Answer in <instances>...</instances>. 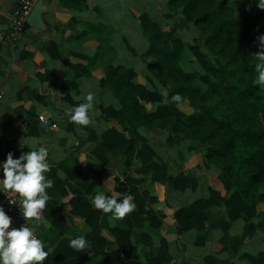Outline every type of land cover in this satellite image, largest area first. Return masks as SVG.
<instances>
[{
	"label": "trees",
	"instance_id": "trees-1",
	"mask_svg": "<svg viewBox=\"0 0 264 264\" xmlns=\"http://www.w3.org/2000/svg\"><path fill=\"white\" fill-rule=\"evenodd\" d=\"M164 7L163 17L173 20L168 30L148 12L136 16L148 41L141 55L146 84L137 81V72L129 66L110 62L103 66L101 84L117 104L100 106V117L104 124L115 122L119 128L106 127L101 133L103 142L94 145L93 154L105 163L107 153L122 147L125 168L137 166L138 176L121 179L103 171L101 166L78 164L69 171L67 181L54 179L41 187L33 203L35 216L45 224L50 222L60 239L51 243L44 238L50 251L38 241L17 244L23 253L18 257L20 264H145L134 241L131 222L146 221L148 227L155 229L167 215L175 218L179 235L202 228L228 231L238 219L243 221V231L249 236L257 230L264 232V45L260 40L264 37V0H167ZM181 32H194L192 42H186ZM188 58L199 70L186 71L182 67ZM66 98L75 111L68 126L72 129L82 110L79 102L67 95ZM86 128L90 140L95 142L97 135ZM143 129L164 130L169 147L184 142L199 145L193 153L189 149L186 167L209 172L208 198L185 207L152 209L162 197L164 182L181 192L195 191L199 182L185 172L171 174ZM17 156L14 153L12 163ZM13 170L14 166L8 171ZM148 173L154 189L140 191ZM96 179L105 185L106 193L93 205L90 199L96 192ZM34 188L35 185L28 192L35 193ZM54 193L61 196L60 205L50 200ZM127 196L133 197L135 206L130 216L124 203ZM112 205L117 213H125L127 228L104 227L102 218ZM210 205L222 206L224 216L207 226ZM145 214L147 218L143 217ZM80 221L86 223L88 232L65 237ZM138 239L147 243L150 235L142 233ZM7 246L0 243V264H7L2 254ZM220 246L215 247V253L226 248ZM167 249V242L162 239L158 257L170 264ZM33 251L40 257L26 262ZM215 255L204 256V264H219ZM244 257L251 264H264V252Z\"/></svg>",
	"mask_w": 264,
	"mask_h": 264
},
{
	"label": "crops",
	"instance_id": "crops-1",
	"mask_svg": "<svg viewBox=\"0 0 264 264\" xmlns=\"http://www.w3.org/2000/svg\"><path fill=\"white\" fill-rule=\"evenodd\" d=\"M127 1L131 0H43L44 29L28 25L17 34L15 47L11 43L0 46V93L3 94L0 100V187L23 199L25 221L36 241L48 251L51 249L44 238L57 243L60 235L50 222L45 224L35 216L33 203L41 187L54 179L67 181L69 171H74L78 164L101 166L103 171L121 179L138 176L137 166L125 168L126 156L122 147L107 153L108 161L105 163L93 154L94 145L103 142L101 133L104 129L111 126L119 128L115 122L104 124L99 113L100 106L117 104L101 84L104 62L123 65L120 63L122 59L139 61L142 51L148 46L136 19L140 13L148 12L143 9L144 0H134L133 5L127 4ZM164 3L166 0H152L148 6L155 13H148L164 30H168L173 20L163 17ZM15 4V0H0V30L3 32L10 31L9 16ZM134 33L145 43L141 48L134 44ZM263 39L260 38L264 45ZM124 66L138 73V82L147 83L142 70L138 71L132 64ZM66 95L79 102V109L82 110L72 129H68V126L75 111L70 107ZM151 107L147 105V108ZM84 125L97 135L95 142L90 140L91 134ZM143 133L159 157L168 164L171 174L176 176L185 172L199 182L195 191L187 189L183 192L175 190L168 182H162V197L152 205V209L185 207L198 199L208 198L206 178L209 172L186 167L189 149H193V153L199 149V145L184 142L169 147L165 142L164 130L143 129ZM8 144L11 146L8 147ZM16 152L18 156L12 163ZM12 166L13 172L8 171ZM145 178L146 182L139 186L140 191L150 187L154 189L149 182L150 173ZM93 183L96 192L90 200L97 205L106 193V187L98 179ZM33 185L35 193L28 192ZM54 194L49 196L50 200L60 205L61 196ZM124 203L126 214L130 216L135 211L133 197L127 196ZM208 210L210 217L207 226L224 216L222 206L210 205ZM143 217L147 218V215ZM3 218L4 213L0 208V224ZM102 221L105 228L128 227L125 213H117L115 205L106 212ZM131 223L134 241L138 243V252L145 264H168L158 257L162 239L167 242L170 264H204L203 257L213 253L219 264H251L245 255L264 252V232L257 230L253 236H249L243 231V221L240 219L233 221L228 231L190 229L181 235L177 233L178 224L172 215L162 218L159 228L155 229L148 227L146 221ZM87 232L88 226L80 221L64 236H80ZM142 233L150 235L147 243L137 241ZM218 245L226 248L215 253ZM7 247L2 252L6 263L20 264L18 257L23 253L18 246ZM39 257L40 254L33 251L26 262H34Z\"/></svg>",
	"mask_w": 264,
	"mask_h": 264
},
{
	"label": "built area",
	"instance_id": "built-area-1",
	"mask_svg": "<svg viewBox=\"0 0 264 264\" xmlns=\"http://www.w3.org/2000/svg\"><path fill=\"white\" fill-rule=\"evenodd\" d=\"M15 2L14 10L9 16L10 31L0 30V46L6 43L16 46V36L22 30L35 4V0H15ZM2 97L3 94L0 93V100ZM24 207V201L19 195L0 187V208L4 213L0 224V243L13 246L36 241L30 226L25 221Z\"/></svg>",
	"mask_w": 264,
	"mask_h": 264
},
{
	"label": "rangeland",
	"instance_id": "rangeland-1",
	"mask_svg": "<svg viewBox=\"0 0 264 264\" xmlns=\"http://www.w3.org/2000/svg\"><path fill=\"white\" fill-rule=\"evenodd\" d=\"M167 1V0H166ZM144 3L145 4H143L142 3V5H144L143 6V9H145L146 11H148L149 13H155V10H153V8L152 7H150V6H148L150 3H152V0H144ZM160 3V2H159ZM127 4H131V5H133L134 4V0H131V1H127ZM160 5H162V4H160ZM165 6V3L163 4V7ZM163 7L161 8V10L163 9ZM154 8H155V6H154ZM127 24V23H126ZM136 31V30H135ZM197 34H198V32L196 31V30H194ZM189 33L188 32H185L184 33V35L182 34V32H181V36L183 37V39L186 41V42H189V43H191L192 42V37L195 35V33L194 32H191L189 35H188ZM134 44H135V46L137 47V48H141L142 46H143V44H145L142 40H139L137 37H136V35H135V33H134ZM263 42H264V39H263ZM145 49V48H144ZM144 51V50H143ZM143 51H142V53H143ZM141 53V54H142ZM142 60V59H141ZM141 60H139V61H136V60H127V59H125V60H123L122 59V61L120 62V63H122L123 65H130V64H132V65H134L137 69H138V71H141L142 70V72H144L145 73V69H144V65H143V62L141 61ZM131 61V62H130ZM182 67L186 70V71H193V70H199L198 69V66H197V64L195 63H193V61H192V59L191 58H188V60H185V62L184 63H182ZM138 74V73H137Z\"/></svg>",
	"mask_w": 264,
	"mask_h": 264
},
{
	"label": "water",
	"instance_id": "water-1",
	"mask_svg": "<svg viewBox=\"0 0 264 264\" xmlns=\"http://www.w3.org/2000/svg\"><path fill=\"white\" fill-rule=\"evenodd\" d=\"M43 13V0H37L28 15L26 22L24 23L23 28H25L28 25L34 26L40 30L44 29V22L42 18ZM49 123H47L45 126H47Z\"/></svg>",
	"mask_w": 264,
	"mask_h": 264
}]
</instances>
